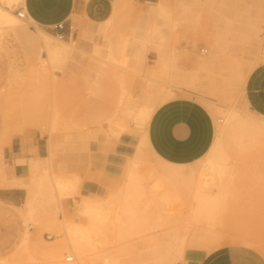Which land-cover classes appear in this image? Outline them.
I'll use <instances>...</instances> for the list:
<instances>
[{
	"label": "rangeland",
	"instance_id": "1",
	"mask_svg": "<svg viewBox=\"0 0 264 264\" xmlns=\"http://www.w3.org/2000/svg\"><path fill=\"white\" fill-rule=\"evenodd\" d=\"M154 2L114 0L109 17L101 22L89 19L77 6L68 20L71 34L63 40L31 17L21 21L22 33L10 27L0 29V181L9 171L7 149L16 140L40 143L45 156L32 164L27 179L18 181L27 187L21 205L29 193L24 206L28 210L36 203L37 212L29 217L0 203V264H51L37 245L47 246L43 242L48 240L55 246L63 219L57 203L64 194L55 190L54 179L64 184L76 182L63 191L67 196L59 198L64 213L89 227L97 222V213L107 217L100 224L103 231L91 234L97 253L109 252L113 264H169L158 260L189 264L191 255H209L232 243L234 236L259 241L264 255V149L249 156L251 153H245L246 159L237 154L240 158L236 160L238 152L233 156L230 140H224L222 161L234 172L227 184L231 190L226 188L229 199L225 195L215 218L205 223L195 215L199 201L190 181V170L198 169L197 161L174 164L160 158L149 141L151 120L143 130L130 121V132L115 134L123 123L116 115L124 96L137 98L138 103L145 99L141 102L147 101L144 104L153 106L155 112L173 100H195L215 113L222 112L216 118L210 112L216 134L232 107L239 110V118L256 119L240 103L244 88L239 76L255 59L264 58V0H170V25L158 22L169 35L164 46L179 59L170 67L178 86L168 82L164 66L156 68L163 48L156 25L127 13L133 5L143 7L146 14V6ZM0 5L15 15L22 10L27 13L26 6L13 0H0ZM133 33L138 39H133ZM63 42H74L87 54L76 51L72 59L56 63L52 59V66L47 64L41 73L31 68L48 58L49 49L70 48ZM133 50L139 53L138 70L131 69ZM208 61H213L209 68L205 66ZM159 89L161 93L156 92ZM153 92L157 95L152 100ZM133 163L135 170L130 175ZM158 181L162 187L155 186ZM86 182L95 189L87 191ZM214 190L212 187L210 192ZM85 200L91 211L80 216ZM46 205L58 215L53 222L42 223ZM27 231L28 243L23 244ZM71 255L64 251L63 263H75L66 261ZM98 260L107 264L103 258Z\"/></svg>",
	"mask_w": 264,
	"mask_h": 264
},
{
	"label": "crops",
	"instance_id": "2",
	"mask_svg": "<svg viewBox=\"0 0 264 264\" xmlns=\"http://www.w3.org/2000/svg\"><path fill=\"white\" fill-rule=\"evenodd\" d=\"M113 1L26 0L25 3L27 17H31L37 25L49 30L52 25L65 22L64 34L68 36L71 34L70 30L72 29L68 25V20L71 16L73 17V12L77 6H79L81 13L89 19L94 22H101L109 17ZM146 7L148 8L146 14L143 12V7L135 8L133 5L130 6L127 13L147 19L156 25V31L160 35L159 40L163 46L156 68L158 65L164 66L167 80L178 86V83L172 80L170 67L176 66L179 59L164 46L165 43L169 42V35H165L162 24L158 22L164 21L165 26L170 23V0H156V2ZM37 28L45 31L39 26ZM172 29L175 31V26ZM104 30H106V27ZM46 33L53 36L48 32ZM53 37L55 38V36ZM132 37L138 39L135 33ZM68 44L70 46H67L70 48L60 47L58 49V53L53 57L54 63L72 59L76 51H81L83 55L87 54L83 49L79 50L74 42ZM214 47L217 48V44H214ZM132 52L134 62L131 69L138 70L140 68L138 64L141 62L139 53L136 50ZM213 61L206 62L205 66L209 68ZM262 61H264V58L261 56L255 59L245 72L239 76V80L244 88V93L240 99L241 105L256 115L264 117V64L259 65ZM210 112L215 118L217 117V112H213L212 109L210 110L192 99H177L163 104L154 113L149 125V141L155 153L165 161L174 164H191L204 157L205 153L214 144L220 128L219 125L216 134L215 122ZM43 157H45L44 149L40 143H24L18 139L7 149L9 171L4 172L3 177L5 179L0 181V203H7L16 209H20L29 217L37 212L38 205L36 203L28 210L24 206L30 200L29 193L26 203L21 205L25 199L27 187L20 186L18 181L22 178L27 179L31 173L32 164ZM9 178L12 179V182H9ZM85 188L87 191L95 189L90 182L85 183ZM57 215L58 212L46 205L43 209L41 222L49 221ZM244 237L246 236L231 237L230 239H234L231 241L232 243L209 255L200 258L191 255L189 264H264V255L260 252L263 250L259 248V241L253 240L252 243L255 245H248L243 242ZM175 261L158 260L160 263L169 264L175 263Z\"/></svg>",
	"mask_w": 264,
	"mask_h": 264
},
{
	"label": "bare ground",
	"instance_id": "3",
	"mask_svg": "<svg viewBox=\"0 0 264 264\" xmlns=\"http://www.w3.org/2000/svg\"><path fill=\"white\" fill-rule=\"evenodd\" d=\"M25 1L26 0H13V2H15V3H21L22 6H26ZM23 13L26 16L25 19H27V14L24 11H23ZM25 19H21L19 17V15H15V14L11 13L10 11H8L7 9H4L0 5V29L10 27V29L15 28V29H17L18 33H22L19 30L20 29V23L22 20L25 21ZM41 31H43V30H41ZM63 43H66V45H69L67 42H63ZM71 47H73V46H71ZM263 48H264V46H263ZM75 49H76V47H75ZM79 50H81V49H79ZM58 51H59L58 49H55V50L49 49L48 50L49 56L47 53L48 58L43 59L42 63L40 65H32L31 68L33 70H35L37 73L43 72L44 71L43 69H45L44 66H47V64H48V66H52V59H53L54 55L58 53ZM84 54H86V53H84ZM46 68H48V67H46ZM158 91H156V92L157 93L162 92L161 89H159ZM157 93L153 94L152 100L154 99V96L157 95ZM166 93H167V91H166ZM167 96H168V94H167ZM136 99L135 98L128 99L125 96L121 98V107L119 106L120 109L118 108L119 115H116V116H121L123 118V121H122L123 123H121L118 126V130H117V132H115V134L117 133L118 136H120V134H124L125 132L128 133V131L129 132L131 131L132 127L129 125L130 121L135 124V128L137 130L145 129L146 125L148 124L147 122L152 119V117L155 113V108L153 106L150 107V105L144 104L147 101L141 102L145 99H143V100L141 99V101L139 103L137 102ZM156 101L154 100L152 105H155ZM158 103L160 104V102H158ZM232 110L233 111H230L225 115V121H223L225 123H224V125H220L219 133H218V136H217L214 144L211 146V148L208 150V152L205 153V156L203 157V159L201 158V159L197 160L198 169L191 168V170H190V181L193 184V190H192L193 193L192 194L199 201V207L197 208L198 210L195 211V215L196 214L199 215L198 217H201L205 221V223H209V221H211L213 218H215V214L218 211L219 204L222 203V198H224L226 193H228L231 190L230 185H228L229 188H227L228 181H229V179L234 177V176L232 177V173H234V172L233 171L231 172L232 169L230 167L228 168V163L226 165V164H224V161H222V155L225 154V151H226V148L224 147V144H223L224 140L225 139L230 140L231 147L233 149L232 155L233 154L235 155L236 151L238 152V153H236V156H235V157H237L236 160H239L240 157H238V156H242L245 158L247 153H251V154H248V156H249V155L253 154L252 152H255V151L256 152H258V151L262 152V150L264 149V117L256 115L255 113H253L247 109V111L249 112L250 115L255 116L257 118L256 119L252 118L250 120L249 119L243 120V119L239 118L240 113H239V110L237 108L232 107ZM219 113H222V112H218L217 114H219ZM223 117H224V115H223ZM116 120H115V122H116ZM118 120H119V122L121 121L120 118ZM233 121H234V124H232ZM116 123H118V121ZM115 130H113L112 133ZM91 133H93V132H91ZM102 149H104V148H102ZM263 152H264V150H263ZM239 153H243L244 155L243 154L240 155ZM237 154H238V156H237ZM262 155L264 157V153L261 154V156ZM229 156L230 155L227 156L225 163H226V161L228 162ZM263 157H262V160H263ZM246 158H248V157L246 156ZM261 164H264V163H261ZM134 165H135L134 163L129 165V172H131L130 175H132V173H134V170H135ZM223 165L224 166L226 165V168ZM171 167L173 168V166H171ZM172 171H173V169H172ZM261 173L263 174V172H261ZM256 174H258V173H256ZM259 176H261V174ZM54 180L56 181L55 182L56 183L55 184V186H56L55 190L57 189L56 191L61 192L60 194L61 195L64 194L65 196H67L65 194L67 192L63 193V191L68 190L69 187L74 186L76 184L75 181L68 183V184H64V183L57 181L56 179H54ZM156 183H158V184H156ZM156 183H155L156 187L163 185V184H161V181H158ZM182 184H184L183 180H182ZM179 185H180V183H179ZM179 185L176 183V188ZM180 186H179V190L181 189ZM153 187H154V185H153ZM212 187H215V190L213 193L210 192ZM183 188H185V187H183ZM226 188L228 189L227 190L228 192H226ZM177 189H175V185H174V190H177ZM184 190H186V189H184ZM170 192H171V190H170ZM64 195L60 196L58 194L57 196L58 197L59 196L65 197ZM165 195H163V196H165ZM168 195H166V197L169 198ZM227 196H228V194L226 195V197ZM166 197H162V198L164 199ZM59 198H58V203H57L59 206L57 207V209H58V211L63 213V219L60 222L59 230L55 234V237H56L54 240L55 246L49 245L48 243H50V242L48 240H44L45 242H43V243H45V244L47 243L46 244L47 246L41 247L40 245H42V244L37 245L38 251L45 254L49 258L51 264H67V263H63L62 256L64 255V251L72 253L71 256H73V258H74L73 261L76 260V262L73 264H99L98 259H102V258L104 260L103 262H105L107 264H113L114 259L109 252H103L102 254L97 253V246L94 243L93 236L91 234V232L94 231L95 236H97L98 234H100L103 231L102 228H104V227L100 224H104L107 217L103 214L97 213L98 214L97 222L93 223L92 226L89 227L87 224L83 223L81 220H77L74 217V215H70V213H64L63 212V205L60 202ZM171 198H172V196H171ZM83 203H84V205L79 210L80 216H84V215H86L87 212L91 211L89 201L85 200V201H83ZM219 214H221V212ZM117 216L120 217L121 215H117ZM121 218L122 217H120V219ZM115 219H116V217H115ZM54 220L55 219H52L51 221L53 222ZM118 221H120V220L118 219ZM97 223H98V225H97ZM119 226H120V224H119ZM121 227H122V225H121ZM117 229H119V228H117ZM119 230H122V229H119ZM27 234H28V231L26 232V237H24L23 244L28 243L27 242ZM171 236H172V238H176V235L174 233H171ZM49 238H51V237H49ZM243 242L245 244H248V245L254 244V243H252L253 239H251V238L244 239ZM164 243L169 244L170 241L165 240ZM32 244H33V242H32ZM171 246H174V245H171ZM24 247H25L24 248L25 250L24 249L23 250H24V252H26L27 251L26 245ZM259 248H261V247H259ZM68 257L69 256L66 257V261H67Z\"/></svg>",
	"mask_w": 264,
	"mask_h": 264
},
{
	"label": "built area",
	"instance_id": "4",
	"mask_svg": "<svg viewBox=\"0 0 264 264\" xmlns=\"http://www.w3.org/2000/svg\"><path fill=\"white\" fill-rule=\"evenodd\" d=\"M135 1H138V0H135ZM18 15L22 19L26 18L25 14L23 13V10L18 12ZM65 27H66V23L65 22H59V23H56V24L52 25L51 27H49V30L55 32L56 36L60 40H63V39H65V37H67L64 34ZM73 260H74L73 256H69L67 258V262H73Z\"/></svg>",
	"mask_w": 264,
	"mask_h": 264
}]
</instances>
